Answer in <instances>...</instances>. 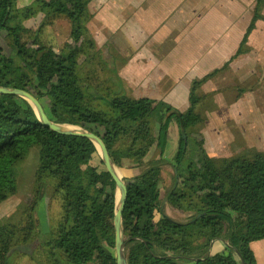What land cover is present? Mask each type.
Wrapping results in <instances>:
<instances>
[{
	"label": "trees",
	"instance_id": "trees-1",
	"mask_svg": "<svg viewBox=\"0 0 264 264\" xmlns=\"http://www.w3.org/2000/svg\"><path fill=\"white\" fill-rule=\"evenodd\" d=\"M89 2L34 0L19 8L17 0H0V86L31 94L51 122L99 136L118 169L125 162L140 169L124 177L127 264H257L251 244L264 240V152L245 150L214 159L196 138L188 140L189 131L205 122L201 109L206 95L199 89L217 71L192 83L184 112L161 101L110 94L108 66L86 27ZM262 7L263 0H256L234 57L250 51L246 44L262 19ZM37 15L43 16L38 28H27L24 22ZM61 19L69 27V41L56 50L41 40L40 32ZM173 123L180 136L165 201L190 214L185 222L158 207L159 163ZM154 146L159 159L150 160ZM32 148L38 149L36 199L24 209L21 223L0 225V264H9L16 248L32 244L51 264H116L111 253L115 183L101 159L94 164L99 158L94 144L51 131L26 101L0 95V204L17 192L15 167ZM46 182L59 215L44 233L36 211ZM217 243L219 252L213 249Z\"/></svg>",
	"mask_w": 264,
	"mask_h": 264
},
{
	"label": "crops",
	"instance_id": "crops-1",
	"mask_svg": "<svg viewBox=\"0 0 264 264\" xmlns=\"http://www.w3.org/2000/svg\"><path fill=\"white\" fill-rule=\"evenodd\" d=\"M28 1L17 0V5L22 8L34 0ZM255 6L256 0H90L91 19L86 27L101 56L104 51L110 58L107 91L186 111L194 81L215 71L210 84L226 72L244 76L249 66L260 63L250 54L264 49V0L262 19L255 23L246 44L250 51L234 57ZM239 102L235 98L230 102L225 117H237ZM233 138L220 147L205 145L204 150L209 157L221 159L251 148L244 147V135L240 143H232ZM251 248L256 263L264 264V240L252 243ZM213 249L219 252L222 247L217 243Z\"/></svg>",
	"mask_w": 264,
	"mask_h": 264
},
{
	"label": "rangeland",
	"instance_id": "rangeland-1",
	"mask_svg": "<svg viewBox=\"0 0 264 264\" xmlns=\"http://www.w3.org/2000/svg\"><path fill=\"white\" fill-rule=\"evenodd\" d=\"M24 1L29 2L28 0ZM42 20L43 16L37 15L24 22V25L31 30H36ZM40 36L43 42H46L58 50L65 42L69 41V27L67 23L61 19L56 21L55 25L43 28L40 32ZM256 41L258 42V39ZM257 44H259L260 47V43ZM102 55V59L106 61L104 62L108 66L107 62L110 61V58L104 51H102ZM250 57H255L257 63H260L256 65L257 67L254 65L249 66L245 70L244 76L235 72H226L215 81L213 80L211 84L210 81H208L209 83L207 82L208 84L206 83L207 85L203 84L202 87L204 89H202V87L199 89L200 94L206 95L203 101L204 107L201 106V109L200 106H198L197 108V110H202V114L205 116V122L189 131V141L196 138L203 149L205 145L211 149L213 148L211 143H215L216 146L220 147L225 141H229V137H234L232 140L233 142L231 141L232 143H240L239 137H243L244 135L246 139L244 147H251L249 150L252 153L264 152V49H257L254 54H250ZM211 90H214V92ZM234 98L235 100H240L235 109L238 115L237 117L227 116V119L224 114L227 113V107L230 105V102L234 101ZM233 114L235 115V113ZM179 136L180 132L176 124H171L169 127L166 152L159 163L161 166V182L159 185L160 198L158 207L173 220L185 222L189 219L190 214L170 207L165 201V194L171 186L172 177L174 176V170L170 165V161L177 151ZM229 145L230 143L228 146ZM245 149L248 150V148ZM232 153L234 154L235 151ZM158 154L159 151L156 150L154 146L152 148V155L149 159H159ZM221 155H228V152H222ZM99 160L100 156L95 159L94 164L98 163ZM37 162L38 149L32 148L24 160L16 165L15 172L18 189L13 196L0 204V225L7 222L21 223L24 209L36 199L37 194L34 173ZM118 170L123 178L133 177L140 171L139 168L128 162H125L123 168ZM51 196V185L49 182H46L44 200L39 203L36 211L37 225L44 233H47L48 230L56 224L59 215V207L56 202L52 201ZM111 253L114 255L113 251H111ZM9 264L51 263L46 254L43 251H36L35 244H32L27 247L16 248L10 255Z\"/></svg>",
	"mask_w": 264,
	"mask_h": 264
},
{
	"label": "water",
	"instance_id": "water-1",
	"mask_svg": "<svg viewBox=\"0 0 264 264\" xmlns=\"http://www.w3.org/2000/svg\"><path fill=\"white\" fill-rule=\"evenodd\" d=\"M0 95L15 96L26 101L34 110L41 125L48 127L51 131L64 136L86 138L94 144L106 172L111 176L115 183V212L113 217L115 261L116 264H127L124 252V233L122 227V214L127 199V187L124 178L121 174L118 175L119 170L113 164L102 139L94 133L85 131L79 127L55 124L51 122L45 115L39 101L26 91L0 86ZM67 127H73V129H69Z\"/></svg>",
	"mask_w": 264,
	"mask_h": 264
},
{
	"label": "bare ground",
	"instance_id": "bare-ground-1",
	"mask_svg": "<svg viewBox=\"0 0 264 264\" xmlns=\"http://www.w3.org/2000/svg\"><path fill=\"white\" fill-rule=\"evenodd\" d=\"M67 128H69V129H73V127H67ZM118 175H120V172H118Z\"/></svg>",
	"mask_w": 264,
	"mask_h": 264
}]
</instances>
